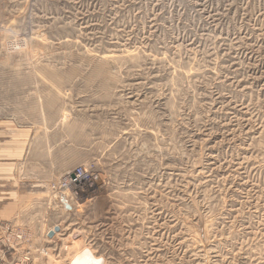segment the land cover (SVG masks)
Wrapping results in <instances>:
<instances>
[{
    "label": "rangeland",
    "instance_id": "1",
    "mask_svg": "<svg viewBox=\"0 0 264 264\" xmlns=\"http://www.w3.org/2000/svg\"><path fill=\"white\" fill-rule=\"evenodd\" d=\"M7 124L33 264H264V0H0Z\"/></svg>",
    "mask_w": 264,
    "mask_h": 264
},
{
    "label": "built area",
    "instance_id": "2",
    "mask_svg": "<svg viewBox=\"0 0 264 264\" xmlns=\"http://www.w3.org/2000/svg\"><path fill=\"white\" fill-rule=\"evenodd\" d=\"M94 178L95 174L88 166H78L62 180L53 183L51 192L59 199L68 194L70 200L74 201L79 193L93 188ZM70 200L65 203L68 204ZM65 203L60 201L62 208L66 206ZM49 233L50 231L46 234L48 240H53L56 236L49 239ZM32 247L33 240L29 233L10 223L0 222V264H33ZM35 251L42 254L45 249L37 248Z\"/></svg>",
    "mask_w": 264,
    "mask_h": 264
},
{
    "label": "crops",
    "instance_id": "3",
    "mask_svg": "<svg viewBox=\"0 0 264 264\" xmlns=\"http://www.w3.org/2000/svg\"><path fill=\"white\" fill-rule=\"evenodd\" d=\"M9 127L10 125L7 124V138L0 140V220L11 217L25 200L20 189L16 190L17 183L15 182L17 166L27 154L31 133L27 129L13 130ZM32 166L38 169L42 168L40 164L36 163ZM48 171H39V178L45 184L52 178Z\"/></svg>",
    "mask_w": 264,
    "mask_h": 264
},
{
    "label": "water",
    "instance_id": "4",
    "mask_svg": "<svg viewBox=\"0 0 264 264\" xmlns=\"http://www.w3.org/2000/svg\"><path fill=\"white\" fill-rule=\"evenodd\" d=\"M65 205H66V207L68 208V209H71V206H69L67 203H65ZM60 231V228L57 226V227H55L52 231H50V233H49V237L50 238H53L54 236H55V234L57 233V232H59Z\"/></svg>",
    "mask_w": 264,
    "mask_h": 264
},
{
    "label": "clouds",
    "instance_id": "5",
    "mask_svg": "<svg viewBox=\"0 0 264 264\" xmlns=\"http://www.w3.org/2000/svg\"><path fill=\"white\" fill-rule=\"evenodd\" d=\"M98 264H104V261L101 259L99 260Z\"/></svg>",
    "mask_w": 264,
    "mask_h": 264
},
{
    "label": "bare ground",
    "instance_id": "6",
    "mask_svg": "<svg viewBox=\"0 0 264 264\" xmlns=\"http://www.w3.org/2000/svg\"><path fill=\"white\" fill-rule=\"evenodd\" d=\"M62 201L65 203V201H68L66 198H63ZM69 205V204H68Z\"/></svg>",
    "mask_w": 264,
    "mask_h": 264
}]
</instances>
